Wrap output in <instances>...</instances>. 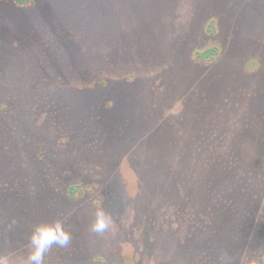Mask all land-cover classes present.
Here are the masks:
<instances>
[{
  "label": "rangeland",
  "instance_id": "rangeland-1",
  "mask_svg": "<svg viewBox=\"0 0 264 264\" xmlns=\"http://www.w3.org/2000/svg\"><path fill=\"white\" fill-rule=\"evenodd\" d=\"M53 219L44 264H264V0H0V264Z\"/></svg>",
  "mask_w": 264,
  "mask_h": 264
},
{
  "label": "clouds",
  "instance_id": "clouds-1",
  "mask_svg": "<svg viewBox=\"0 0 264 264\" xmlns=\"http://www.w3.org/2000/svg\"><path fill=\"white\" fill-rule=\"evenodd\" d=\"M110 224V218L102 209L97 212L91 226L92 231L104 233ZM71 242V234L66 230L61 219L41 221L34 224L29 234L31 246L26 264H44L45 254L55 245L66 248Z\"/></svg>",
  "mask_w": 264,
  "mask_h": 264
},
{
  "label": "trees",
  "instance_id": "trees-1",
  "mask_svg": "<svg viewBox=\"0 0 264 264\" xmlns=\"http://www.w3.org/2000/svg\"><path fill=\"white\" fill-rule=\"evenodd\" d=\"M17 2L18 3H20V4H22L23 3V0H17ZM216 51V49H209V50H207L205 53H203V54H200V57H205L206 55H208V54H210V53H212V52H215Z\"/></svg>",
  "mask_w": 264,
  "mask_h": 264
}]
</instances>
